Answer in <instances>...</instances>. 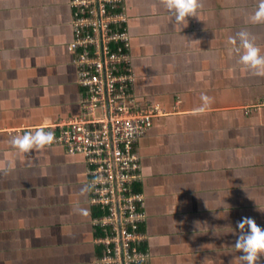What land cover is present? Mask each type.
<instances>
[{
	"label": "crops",
	"instance_id": "0c3cea01",
	"mask_svg": "<svg viewBox=\"0 0 264 264\" xmlns=\"http://www.w3.org/2000/svg\"><path fill=\"white\" fill-rule=\"evenodd\" d=\"M71 2L0 0V264H96L101 255L91 223L100 212L80 195L82 155L9 144L81 114ZM200 2L186 27L160 0H123L115 11L127 22L133 95L165 114L135 145L146 264H240L237 222L264 229V110L246 111L264 101V77L227 53L228 38L246 30L264 55V24L248 22L258 0ZM201 94L212 103L196 114Z\"/></svg>",
	"mask_w": 264,
	"mask_h": 264
},
{
	"label": "built area",
	"instance_id": "2783aa9c",
	"mask_svg": "<svg viewBox=\"0 0 264 264\" xmlns=\"http://www.w3.org/2000/svg\"><path fill=\"white\" fill-rule=\"evenodd\" d=\"M123 0H72L73 41L68 51L82 90L81 114L51 128L52 146L80 154L89 181L103 182L88 196L99 210L91 223L100 231L96 264H146L148 251L140 227L146 220L145 198L136 189L142 181L136 143L143 139L154 118L165 116L158 106L144 107L133 95L134 77L124 32L126 18L115 13ZM122 49L124 51H122ZM264 110V101L248 107ZM88 181V182H89Z\"/></svg>",
	"mask_w": 264,
	"mask_h": 264
},
{
	"label": "clouds",
	"instance_id": "9594fccd",
	"mask_svg": "<svg viewBox=\"0 0 264 264\" xmlns=\"http://www.w3.org/2000/svg\"><path fill=\"white\" fill-rule=\"evenodd\" d=\"M160 4L167 10L170 19L174 18L176 25L187 26L188 17H197L198 9L202 6L200 0H160ZM248 22L253 25L264 24V0H258L254 11L249 15ZM198 42V41H196ZM199 43V42H198ZM227 53L237 56V63L244 71L257 77H264V55L261 48L255 43V37L246 30L230 36L227 41ZM201 106L196 108V114L207 111L212 103V98L201 94ZM47 125L37 128L34 132L27 131L22 135L13 136L9 144L21 154H26L33 149H44L55 141V134L51 130H45ZM102 176H95L85 183L80 189V195L86 197L97 185L103 182ZM77 214L83 218L90 215V210L77 206ZM238 236L234 248L238 253L240 264H259L264 257V229L258 226L253 218L242 217L237 222Z\"/></svg>",
	"mask_w": 264,
	"mask_h": 264
},
{
	"label": "trees",
	"instance_id": "16d2710c",
	"mask_svg": "<svg viewBox=\"0 0 264 264\" xmlns=\"http://www.w3.org/2000/svg\"><path fill=\"white\" fill-rule=\"evenodd\" d=\"M122 51H124L123 49H122ZM137 189V188H136Z\"/></svg>",
	"mask_w": 264,
	"mask_h": 264
}]
</instances>
